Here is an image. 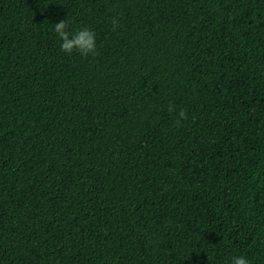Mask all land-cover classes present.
I'll return each instance as SVG.
<instances>
[{"label":"trees","instance_id":"obj_1","mask_svg":"<svg viewBox=\"0 0 264 264\" xmlns=\"http://www.w3.org/2000/svg\"><path fill=\"white\" fill-rule=\"evenodd\" d=\"M239 256L264 264V0H0V264Z\"/></svg>","mask_w":264,"mask_h":264},{"label":"clouds","instance_id":"obj_2","mask_svg":"<svg viewBox=\"0 0 264 264\" xmlns=\"http://www.w3.org/2000/svg\"><path fill=\"white\" fill-rule=\"evenodd\" d=\"M68 28L69 22L67 20H61L54 24V31L62 41L61 51L69 55L77 52L84 57L97 54L95 33L92 30L85 27L76 32H69ZM173 110L170 106L169 111ZM187 118V113L184 110H180L175 123L179 126L181 121L187 120ZM232 264H249V261L244 256H239L233 258Z\"/></svg>","mask_w":264,"mask_h":264}]
</instances>
